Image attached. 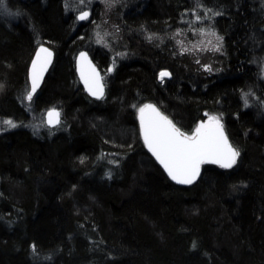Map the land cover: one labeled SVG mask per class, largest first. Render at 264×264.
I'll return each instance as SVG.
<instances>
[{
    "label": "trees",
    "instance_id": "obj_1",
    "mask_svg": "<svg viewBox=\"0 0 264 264\" xmlns=\"http://www.w3.org/2000/svg\"><path fill=\"white\" fill-rule=\"evenodd\" d=\"M130 1L118 19L132 30L167 33L196 10L211 14L223 70L202 73L164 46L134 43L112 64L67 0L0 5V119L19 124L0 132V264H264V0ZM39 44L53 59L27 103ZM82 51L103 76L101 98L81 86ZM145 104L185 134L221 115L236 163H205L191 184L174 182L141 137ZM51 108L60 125L34 131L29 111Z\"/></svg>",
    "mask_w": 264,
    "mask_h": 264
},
{
    "label": "rangeland",
    "instance_id": "obj_2",
    "mask_svg": "<svg viewBox=\"0 0 264 264\" xmlns=\"http://www.w3.org/2000/svg\"><path fill=\"white\" fill-rule=\"evenodd\" d=\"M130 2V0H84V2L81 3V0H67L66 3L76 16H78L83 11H87L89 13L87 19L79 20L81 22L88 23L91 26L87 44L99 46L105 49L111 56L112 64H114L119 59L129 57L132 54L130 46L132 43H134L135 47L139 44L148 47L152 45V48L164 46L172 53L178 54L179 56H185L188 60L193 62L196 68L202 73L214 75L220 73L223 70L222 42L219 44V51L213 50L214 46L217 44L216 36H221L211 27V19L213 17L211 14L209 15L207 12L196 10V13L194 12L192 15H185V17L188 18L183 19L179 27L167 33H154L143 28L132 30L128 29L118 19L120 11H124L130 5ZM197 16L200 17L199 20L197 19ZM201 29L204 31L201 32ZM211 33H215L216 35L213 36ZM40 46H42V44H39L37 48ZM182 49H187V51H182ZM261 59V61L257 62V65L260 70V77L264 80V55ZM206 65L211 68V71L206 70ZM163 71L167 70L162 69L158 71L157 75L158 79L160 80V73ZM101 77L103 81V76L101 75ZM30 90L31 86L29 88V91ZM247 94L248 99L252 97V91L248 90ZM26 102L29 103L30 101L26 100ZM48 110L50 109H47L42 113L29 111V124L32 126L34 131L38 133H40V131L46 132L47 128L44 126V123L46 122V114ZM56 110L60 113V122H62V112L59 109ZM209 116L219 117L220 123L223 125L221 115L207 113L204 119L197 123L194 130L199 124L207 122ZM3 120L9 119H0V121ZM13 122L17 126L19 125L17 122ZM58 125H60V123ZM55 126L49 128L52 130ZM0 128L6 129L0 132L13 129H9L3 124H0ZM115 156L116 155L113 154H107L106 158L108 163L112 164L115 162Z\"/></svg>",
    "mask_w": 264,
    "mask_h": 264
},
{
    "label": "snow or ice",
    "instance_id": "obj_3",
    "mask_svg": "<svg viewBox=\"0 0 264 264\" xmlns=\"http://www.w3.org/2000/svg\"><path fill=\"white\" fill-rule=\"evenodd\" d=\"M84 0H81L83 3ZM3 5V0H0ZM220 13H213L219 15ZM89 16L87 11L81 12L77 20H85ZM199 20L200 17L197 16ZM201 32L204 30L201 29ZM215 36V33H211ZM217 44L214 46L215 51H219V44L222 37L216 36ZM187 51V49H182ZM52 53L48 49L41 47L32 62V68L29 74L31 80V90L27 92L25 99L32 100L36 89L39 87L43 72L51 62ZM81 59H86V54L81 53ZM206 70L211 71L209 66ZM109 71H112L110 68ZM170 73L163 71L160 73L161 82L163 78ZM83 78V73H82ZM88 91L91 95L101 98L103 96V86L100 84L98 75L94 77L91 83L85 81ZM245 107L248 106V94L243 96ZM140 119V134L143 137L145 146L152 155L163 165L171 179L180 184H191L199 175L200 165L205 162L219 164L222 168H231L239 156L227 140L223 131V125L220 118L209 116L208 121L199 124L191 135L185 134L178 129L167 117L159 113L152 105H144L138 109ZM47 125L49 127L60 123V113L55 109L47 112ZM0 124L6 125L7 128H14L17 125L12 120L0 121ZM6 129L0 128V131ZM195 247V242L193 243ZM33 252L35 246L33 245Z\"/></svg>",
    "mask_w": 264,
    "mask_h": 264
},
{
    "label": "water",
    "instance_id": "obj_4",
    "mask_svg": "<svg viewBox=\"0 0 264 264\" xmlns=\"http://www.w3.org/2000/svg\"><path fill=\"white\" fill-rule=\"evenodd\" d=\"M41 47H43V48H46V49H48V51H50L51 53H52V50L50 49V48H48L47 46H45V45H42V46H40L39 48H37L36 49V51H35V53H34V55H33V57H32V59H31V62H30V65H29V69H28V75L30 74V71H31V68H32V62H33V60L36 58V54H37V51L41 48ZM81 53H85L86 54V59H84V60H82L81 59ZM52 59H53V53H52V56H51V62H52ZM51 62L48 64V66H47V68H46V70L43 72V76H42V78H41V80H40V83L42 82V80H43V78H44V76H45V74H46V72H47V69H49V67H50V65H51ZM76 70H77V74H78V78H79V81H80V83H81V86L83 87V89H84V91L88 94V95H90V96H92V97H95V96H93V95H91L90 93H89V91H88V87L86 86V83H85V81L87 80V81H89V83H91L92 82V80L94 79V77L96 76V75H98L99 76V78H100V84H102V86H103V93H104V84H103V81H102V77H101V74H100V72H99V70L96 68V66L94 65V63L92 62V60L90 59V57H89V55L85 52V51H82V52H80L78 55H77V58H76ZM82 73H83V78H82ZM29 81H30V85H31V80H30V78H29ZM40 83H39V85H40ZM97 98V97H96ZM150 105H152V104H150ZM152 106H154V105H152ZM158 111H159V113L160 114H162L163 116H165L156 106H154ZM166 117V116H165ZM168 118V117H167ZM137 119H138V124H139V129H140V119H139V112H137ZM168 120H170L169 118H168ZM46 121H47V114H46ZM171 121V120H170ZM47 123V122H46ZM224 131V130H223ZM224 134H225V132H224ZM189 135V134H188ZM225 136H226V134H225ZM142 137V136H141ZM227 137V136H226ZM142 139H143V137H142ZM227 140H228V138H227ZM144 141V140H143ZM228 143L231 145V143H230V141L228 140ZM232 146V145H231ZM233 147V146H232ZM147 148V147H146ZM234 148V147H233ZM148 149V148H147ZM235 149V148H234ZM148 151H149V149H148ZM150 152V151H149ZM151 153V152H150ZM152 154V153H151ZM154 157V156H153ZM155 158V157H154ZM155 160H156V158H155ZM158 163H159V161L158 160H156ZM205 163H211V162H205ZM205 163H202L201 165H200V171H201V168H202V165L203 164H205ZM212 164H215V163H212ZM159 165L163 168V170L166 172V174L168 175V173H167V171L164 169V167H163V165H161L160 163H159ZM215 165H217V166H220L219 164H215ZM221 167V166H220ZM200 173V172H199ZM169 176V175H168ZM170 177V176H169ZM198 177V176H197ZM171 178V177H170ZM173 180V179H172ZM174 182H176L175 180H173ZM177 183V182H176ZM178 184H180V183H178ZM183 185H185V184H183Z\"/></svg>",
    "mask_w": 264,
    "mask_h": 264
}]
</instances>
